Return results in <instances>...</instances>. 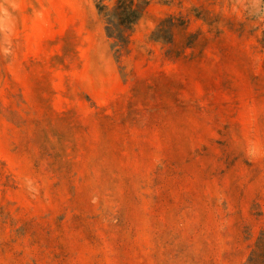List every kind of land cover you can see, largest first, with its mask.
<instances>
[{
  "label": "rangeland",
  "instance_id": "rangeland-1",
  "mask_svg": "<svg viewBox=\"0 0 264 264\" xmlns=\"http://www.w3.org/2000/svg\"><path fill=\"white\" fill-rule=\"evenodd\" d=\"M0 0V264H246L264 231V0Z\"/></svg>",
  "mask_w": 264,
  "mask_h": 264
},
{
  "label": "trees",
  "instance_id": "trees-1",
  "mask_svg": "<svg viewBox=\"0 0 264 264\" xmlns=\"http://www.w3.org/2000/svg\"><path fill=\"white\" fill-rule=\"evenodd\" d=\"M150 0H115L112 8L97 5L98 13L104 18L107 34L116 40V44L123 42L126 33L140 20ZM246 264H264V231L258 236Z\"/></svg>",
  "mask_w": 264,
  "mask_h": 264
}]
</instances>
